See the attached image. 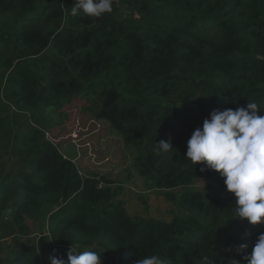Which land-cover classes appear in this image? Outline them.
I'll use <instances>...</instances> for the list:
<instances>
[{
    "label": "trees",
    "instance_id": "trees-1",
    "mask_svg": "<svg viewBox=\"0 0 264 264\" xmlns=\"http://www.w3.org/2000/svg\"><path fill=\"white\" fill-rule=\"evenodd\" d=\"M73 4L0 0V58L16 68L8 84L36 94L48 112L74 96L96 99L95 117L136 151L138 174L185 216L132 218L116 201L122 188L105 176L82 177L37 130L18 134L10 149L20 167L0 176V227L19 225L30 235L26 222L43 218L48 232L14 253L0 242V264H48L50 254L67 260L72 245L97 251L102 264L151 255L164 264H201L204 256L211 264H245L264 224L233 218L224 178L185 157L187 141L214 109L255 102L264 116V0H113L100 18L71 15ZM169 138L172 148L161 150L157 143ZM28 142L26 153L16 147ZM201 182L203 190L176 192ZM221 223L234 226L231 241L217 236Z\"/></svg>",
    "mask_w": 264,
    "mask_h": 264
},
{
    "label": "rangeland",
    "instance_id": "rangeland-1",
    "mask_svg": "<svg viewBox=\"0 0 264 264\" xmlns=\"http://www.w3.org/2000/svg\"><path fill=\"white\" fill-rule=\"evenodd\" d=\"M46 54L52 56L55 53L50 49ZM7 58H0V123L4 126L0 127V176L9 179L20 167L19 156L10 149L15 136L30 135L37 130L47 143L72 160L82 177L105 176L113 187L122 188L116 201L124 204L130 217L171 222L176 215L185 216L176 203L167 200L166 192L148 185L138 174L134 166L136 151L126 146L123 136L115 132L107 121L95 117L96 99L74 96L61 103L58 110L48 112L39 103L36 94L32 97L30 92L18 85L8 84L9 77L16 74V68L7 67ZM17 94L23 95L26 101L16 104ZM55 102L60 101L55 99ZM75 134L77 137H73ZM32 146V142L16 145L25 153ZM206 185L201 182L176 192L179 195L189 189L203 190ZM10 219V214H6L4 221L9 222ZM47 223L48 220L43 218L27 221L26 224L31 226L30 235L20 233L19 225L3 224L0 227V242L5 254L17 252L24 246L32 247L42 233L48 232ZM215 231L219 238L225 240L231 241L234 236V226L230 224L221 223ZM227 248L237 249L232 244ZM219 252L214 251V254Z\"/></svg>",
    "mask_w": 264,
    "mask_h": 264
},
{
    "label": "clouds",
    "instance_id": "clouds-1",
    "mask_svg": "<svg viewBox=\"0 0 264 264\" xmlns=\"http://www.w3.org/2000/svg\"><path fill=\"white\" fill-rule=\"evenodd\" d=\"M113 0H74L71 15L81 11L89 17L100 18L113 11ZM255 102L246 107L214 109L187 141L186 157L192 164L204 163L224 178L226 190L234 194L233 218L247 220L251 225L264 224V116ZM160 149L172 148L171 139L157 143ZM205 169L202 168L201 171ZM247 248L246 244L239 246ZM245 264H264V233L259 234ZM48 264H102L97 251H77L73 245L67 260L54 254ZM136 264H164L158 255L139 258ZM201 264H211L204 256ZM233 264L238 262L233 261Z\"/></svg>",
    "mask_w": 264,
    "mask_h": 264
},
{
    "label": "built area",
    "instance_id": "built-area-1",
    "mask_svg": "<svg viewBox=\"0 0 264 264\" xmlns=\"http://www.w3.org/2000/svg\"><path fill=\"white\" fill-rule=\"evenodd\" d=\"M73 137H77V135L75 134V135H73Z\"/></svg>",
    "mask_w": 264,
    "mask_h": 264
}]
</instances>
